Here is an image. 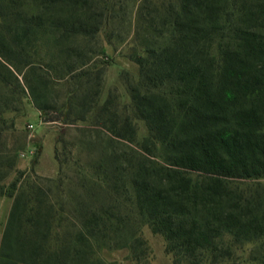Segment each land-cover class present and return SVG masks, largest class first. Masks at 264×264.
I'll list each match as a JSON object with an SVG mask.
<instances>
[{
    "label": "trees",
    "instance_id": "obj_1",
    "mask_svg": "<svg viewBox=\"0 0 264 264\" xmlns=\"http://www.w3.org/2000/svg\"><path fill=\"white\" fill-rule=\"evenodd\" d=\"M115 4L0 0V195L11 199L0 264H107L100 251L123 248L139 263L143 226L172 264H237L243 253L264 264V187L236 181L264 178V0H139L126 108L111 93L100 100L95 61ZM25 98L44 122L106 133L85 194L67 201L20 180L32 167L16 169L25 145L6 114ZM67 207L75 222L62 227Z\"/></svg>",
    "mask_w": 264,
    "mask_h": 264
},
{
    "label": "rangeland",
    "instance_id": "obj_2",
    "mask_svg": "<svg viewBox=\"0 0 264 264\" xmlns=\"http://www.w3.org/2000/svg\"><path fill=\"white\" fill-rule=\"evenodd\" d=\"M138 2L139 0H116L114 17L109 19L104 30L99 34V45L103 53L95 58V61L105 66L100 100H104L111 93L116 96L120 107L125 108L130 103L127 83L138 77V66L131 56L142 53L139 42L135 39V13ZM6 117L13 121L19 135L18 140L25 145L18 152L16 169L28 171L32 167V172L27 173L28 177H21V181L28 178V180L34 179L42 186L49 185L53 189V194H63V200L67 201L76 194H85V186H82L83 181L80 185V180L83 177L90 179L95 176L100 149L104 146L101 140L106 139L105 132H99L98 126L87 122L77 121L72 124H63L58 120L44 122L29 98L23 100L21 112L7 113ZM136 124L137 140L140 141L146 134V128L140 120H137ZM118 147L128 150L133 146L121 141ZM37 149L38 159L32 166L31 161ZM56 153L58 159L55 158ZM93 167L96 169L94 170ZM15 176L14 172L9 173L3 184L8 185ZM59 177L61 181L58 180ZM46 178L51 179V182L45 181ZM236 181L243 186L258 182L264 187V178ZM58 183H60L59 189H56ZM0 200L4 206L10 202L8 198H0ZM63 216L68 219H62L60 222L62 227L75 222V218L69 214V207L63 212ZM4 225L5 222L1 226L0 235ZM141 234L149 250L146 261L135 263L125 248L102 249L99 253L100 257L107 264H172L171 256L165 252V242L160 235L153 234L147 226L141 228ZM237 264H247L246 253L239 257Z\"/></svg>",
    "mask_w": 264,
    "mask_h": 264
},
{
    "label": "crops",
    "instance_id": "obj_3",
    "mask_svg": "<svg viewBox=\"0 0 264 264\" xmlns=\"http://www.w3.org/2000/svg\"><path fill=\"white\" fill-rule=\"evenodd\" d=\"M0 198H8L10 200V202L6 204V206H4L3 202H0V230H1V226H3L4 222H6L9 213V209L11 206V199L7 196H2V195H0Z\"/></svg>",
    "mask_w": 264,
    "mask_h": 264
}]
</instances>
